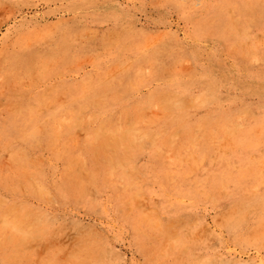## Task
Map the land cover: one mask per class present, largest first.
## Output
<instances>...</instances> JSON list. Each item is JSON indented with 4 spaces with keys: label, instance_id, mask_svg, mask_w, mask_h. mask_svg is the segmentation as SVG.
<instances>
[{
    "label": "rangeland",
    "instance_id": "374dc122",
    "mask_svg": "<svg viewBox=\"0 0 264 264\" xmlns=\"http://www.w3.org/2000/svg\"><path fill=\"white\" fill-rule=\"evenodd\" d=\"M0 264H264V0H0Z\"/></svg>",
    "mask_w": 264,
    "mask_h": 264
},
{
    "label": "bare ground",
    "instance_id": "6f19581e",
    "mask_svg": "<svg viewBox=\"0 0 264 264\" xmlns=\"http://www.w3.org/2000/svg\"><path fill=\"white\" fill-rule=\"evenodd\" d=\"M176 103V102H175ZM127 136V135H126ZM21 223V222H20ZM17 231H19V230H17ZM20 233H21V231H19ZM23 232V231H22ZM23 234H26L25 232L23 233Z\"/></svg>",
    "mask_w": 264,
    "mask_h": 264
}]
</instances>
